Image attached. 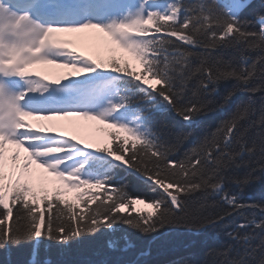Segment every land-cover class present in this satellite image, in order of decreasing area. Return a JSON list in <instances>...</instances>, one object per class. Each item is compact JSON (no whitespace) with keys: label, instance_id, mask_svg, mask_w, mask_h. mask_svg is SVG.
<instances>
[{"label":"snow or ice","instance_id":"snow-or-ice-1","mask_svg":"<svg viewBox=\"0 0 264 264\" xmlns=\"http://www.w3.org/2000/svg\"><path fill=\"white\" fill-rule=\"evenodd\" d=\"M251 5L0 0V247L69 248L118 228L142 236L171 228L199 235L235 213L264 214V205L224 192L229 180L241 187L254 181L251 172L227 176L245 166L239 162L245 155H259L264 163V102L252 119L253 97L264 91L252 85L257 65H264V11L242 18ZM253 24L257 28L249 30ZM239 45L262 55L250 66L242 55L239 68L214 55ZM228 82L233 86L220 95ZM241 93L248 100L177 157L194 138L197 117L227 109ZM154 113H171L187 127H156ZM117 170L154 195L133 196L126 184L115 183ZM215 197L229 210L204 216L192 207L194 201L206 207ZM248 227L257 231L226 233L245 246L242 255L228 258L231 245L209 249L206 264H217L221 256L219 264H264V219L237 225ZM123 239L122 250L134 247ZM107 247L116 250L118 241L109 240Z\"/></svg>","mask_w":264,"mask_h":264},{"label":"trees","instance_id":"trees-1","mask_svg":"<svg viewBox=\"0 0 264 264\" xmlns=\"http://www.w3.org/2000/svg\"><path fill=\"white\" fill-rule=\"evenodd\" d=\"M186 3H193L195 0H185ZM264 11V3L261 0H252V5L241 14L242 18L253 19L256 13ZM257 28L253 24L249 30ZM214 55L225 60H231L233 66L241 67V56L247 57V65H251L262 54L259 50H248L246 45H239L227 49H219ZM264 71V65H257V77L252 81V85L264 88V78L259 73ZM234 82L223 83L220 86V95H223L233 86ZM197 81L194 79L190 85L188 93L191 98V91H195ZM219 100L220 96L214 97ZM253 99L255 100L257 112L252 117L258 119L259 107L264 102V91L258 92ZM248 100V95L238 94L232 104L223 111L214 110L207 115L197 117L191 125L195 133L194 138L182 145L177 153V157L182 158L185 151L192 147L197 140L204 134L214 131L219 123L226 118L236 107ZM140 107H144L143 104ZM154 126L159 127L161 122H166L170 126L186 128L182 120L173 116L171 113H154L151 117ZM257 129H253L248 134V144L251 145V138ZM245 165L240 168H233L227 173L228 177L242 178L251 172L255 177L254 181L247 186H239L230 180L224 185V192L229 195H237L245 204L264 205V163L261 162L259 155L250 157L245 155L241 161ZM115 183L126 184L133 196H153L145 187L141 180L127 175L125 172H115ZM201 201H194L192 207L198 214L204 216H215L217 213L225 212L228 206L223 203L221 197L209 198L206 207H200ZM259 221L264 219V214L259 209L255 211L247 210L242 213H235L228 216L221 224L207 229L205 232L196 235L184 228H171L162 230L155 236H142L130 232L127 228H118L115 233L101 231L91 237H86L77 244L69 248H62L59 245L47 243L39 246L34 252L31 244H21L10 248L0 247V264H176L178 261L191 260L193 264H206L209 256L206 255L209 249H223L231 245V252L228 258H238L243 254L245 246L227 238L226 233L238 231L241 236L245 233H255L253 227L247 229H237V225L247 223L251 220ZM131 239L134 247L127 251L122 250L124 237ZM109 240L118 241L116 250L107 247ZM254 240L253 243H258ZM146 253V254H143ZM260 258L257 253L256 259ZM217 264L225 257H216Z\"/></svg>","mask_w":264,"mask_h":264},{"label":"rangeland","instance_id":"rangeland-1","mask_svg":"<svg viewBox=\"0 0 264 264\" xmlns=\"http://www.w3.org/2000/svg\"><path fill=\"white\" fill-rule=\"evenodd\" d=\"M54 71H60V70H54ZM138 209L144 210V211H149L150 209H143V206L137 205Z\"/></svg>","mask_w":264,"mask_h":264}]
</instances>
